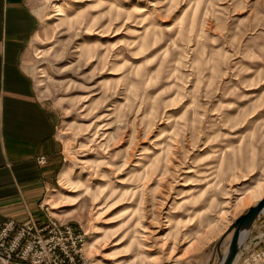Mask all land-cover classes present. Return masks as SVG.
Wrapping results in <instances>:
<instances>
[{
    "label": "rangeland",
    "instance_id": "374dc122",
    "mask_svg": "<svg viewBox=\"0 0 264 264\" xmlns=\"http://www.w3.org/2000/svg\"><path fill=\"white\" fill-rule=\"evenodd\" d=\"M28 2L64 151L43 203L83 264H210L264 197V0Z\"/></svg>",
    "mask_w": 264,
    "mask_h": 264
},
{
    "label": "crops",
    "instance_id": "0c3cea01",
    "mask_svg": "<svg viewBox=\"0 0 264 264\" xmlns=\"http://www.w3.org/2000/svg\"><path fill=\"white\" fill-rule=\"evenodd\" d=\"M38 28L28 0H0V227L44 219L40 205L62 164L59 117L40 97L28 62Z\"/></svg>",
    "mask_w": 264,
    "mask_h": 264
},
{
    "label": "built area",
    "instance_id": "2783aa9c",
    "mask_svg": "<svg viewBox=\"0 0 264 264\" xmlns=\"http://www.w3.org/2000/svg\"><path fill=\"white\" fill-rule=\"evenodd\" d=\"M41 164L46 157L39 158ZM41 222L9 220L0 227V264H83L85 234L61 221L42 202ZM238 264H264V242L250 249Z\"/></svg>",
    "mask_w": 264,
    "mask_h": 264
},
{
    "label": "water",
    "instance_id": "95a60500",
    "mask_svg": "<svg viewBox=\"0 0 264 264\" xmlns=\"http://www.w3.org/2000/svg\"><path fill=\"white\" fill-rule=\"evenodd\" d=\"M264 242V197L238 217L216 242L210 264H238Z\"/></svg>",
    "mask_w": 264,
    "mask_h": 264
},
{
    "label": "bare ground",
    "instance_id": "6f19581e",
    "mask_svg": "<svg viewBox=\"0 0 264 264\" xmlns=\"http://www.w3.org/2000/svg\"><path fill=\"white\" fill-rule=\"evenodd\" d=\"M250 198L253 202H255V204L262 198L261 196V191H260V188L259 189H256L254 190L253 192H251L250 194ZM92 246V243L89 244Z\"/></svg>",
    "mask_w": 264,
    "mask_h": 264
}]
</instances>
